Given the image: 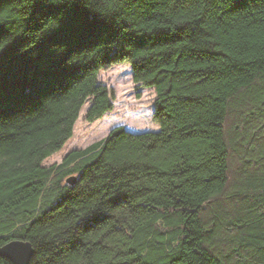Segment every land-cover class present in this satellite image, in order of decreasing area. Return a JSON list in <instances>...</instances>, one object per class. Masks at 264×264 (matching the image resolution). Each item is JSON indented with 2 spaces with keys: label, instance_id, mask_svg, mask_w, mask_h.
I'll use <instances>...</instances> for the list:
<instances>
[{
  "label": "trees",
  "instance_id": "16d2710c",
  "mask_svg": "<svg viewBox=\"0 0 264 264\" xmlns=\"http://www.w3.org/2000/svg\"><path fill=\"white\" fill-rule=\"evenodd\" d=\"M104 3L40 28L33 0H0V244L29 241V264H264V0ZM121 62L158 130L43 165L86 102L88 122L112 108L98 74Z\"/></svg>",
  "mask_w": 264,
  "mask_h": 264
},
{
  "label": "rangeland",
  "instance_id": "374dc122",
  "mask_svg": "<svg viewBox=\"0 0 264 264\" xmlns=\"http://www.w3.org/2000/svg\"><path fill=\"white\" fill-rule=\"evenodd\" d=\"M98 80L112 91L113 106L100 118L88 122L84 113L86 102L80 109L73 126L72 136L61 149L43 160V165L57 163L72 148H83L86 145L105 137L112 127L121 125L129 131L158 130L152 121L153 100L155 93L152 87L139 86L131 79L130 64L115 63L99 71Z\"/></svg>",
  "mask_w": 264,
  "mask_h": 264
},
{
  "label": "snow or ice",
  "instance_id": "6c2138e0",
  "mask_svg": "<svg viewBox=\"0 0 264 264\" xmlns=\"http://www.w3.org/2000/svg\"><path fill=\"white\" fill-rule=\"evenodd\" d=\"M36 9V22L37 26L43 28L50 19L57 20L61 19L62 13L65 8L61 7L65 3V0H33ZM77 3H82L89 11L96 13L100 16L108 15V10L105 6L104 0H95L93 5H88L87 0H77ZM55 5V7H54ZM54 25L53 27H57ZM3 48L0 46V51ZM9 253L10 256L19 259H14L13 264H26V253L24 249H9L5 245L0 244V260L3 259L5 253Z\"/></svg>",
  "mask_w": 264,
  "mask_h": 264
},
{
  "label": "water",
  "instance_id": "95a60500",
  "mask_svg": "<svg viewBox=\"0 0 264 264\" xmlns=\"http://www.w3.org/2000/svg\"><path fill=\"white\" fill-rule=\"evenodd\" d=\"M76 178H77L76 175L70 174L69 176L65 178V182L68 184H73ZM3 245H5L9 249H17V248L24 249L26 253V264H29V261L33 254V248L29 241L24 240V239H19V238H13L3 243ZM4 258L8 259L12 264H13L14 259H19V258L10 256V254L7 252L4 254Z\"/></svg>",
  "mask_w": 264,
  "mask_h": 264
}]
</instances>
